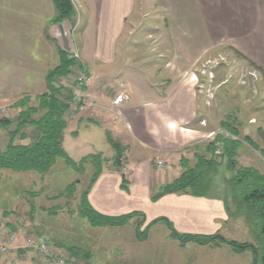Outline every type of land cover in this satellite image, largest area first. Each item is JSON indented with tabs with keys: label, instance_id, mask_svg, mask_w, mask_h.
<instances>
[{
	"label": "crops",
	"instance_id": "crops-1",
	"mask_svg": "<svg viewBox=\"0 0 264 264\" xmlns=\"http://www.w3.org/2000/svg\"><path fill=\"white\" fill-rule=\"evenodd\" d=\"M72 2L77 17L73 40L79 61L89 73L86 94L95 105L73 118L70 111L66 114L63 147L75 161L98 153L113 159L115 150L108 142L107 131L125 147L123 173L127 188L122 187L121 171L113 166L104 168L90 190V204L105 215L140 211L146 224L165 217L181 233H217L233 219L224 206L230 198L228 181L232 176L226 163L218 166L206 196L168 193L155 201L152 196L182 174V158L195 165V153L210 141L206 134L212 129L201 124L206 119L201 116L206 107L200 106L192 80L185 77L198 59L228 48L264 69V0H157L161 16L153 17L151 22L156 28H149L160 34L156 58L140 54V30L151 23L143 19L144 0ZM56 13L52 0H0V108L47 91V75L61 63L59 40H66L63 23H54ZM180 16L187 22L196 19L202 27V40L193 42L189 49L175 28ZM54 83L66 87L70 82L67 76L58 75ZM120 93L128 99L115 104ZM95 128L104 133L107 144L101 143L102 136L95 135L100 133ZM26 138L15 142L30 143ZM159 159L164 167L158 166ZM224 166L231 175L222 179L217 174ZM35 175L33 171L0 170V244L15 224L19 214L16 209L27 212L31 207L25 194L29 177ZM133 223L108 227L122 229L119 240L129 241L132 246L123 249L130 264L178 263L181 243L172 239L168 230L158 236L153 227L147 240L138 241ZM123 227H129L127 235ZM17 243L11 244L10 253H0V264H46L36 260L32 249L16 251ZM192 246L197 251L212 249L211 245Z\"/></svg>",
	"mask_w": 264,
	"mask_h": 264
},
{
	"label": "rangeland",
	"instance_id": "rangeland-1",
	"mask_svg": "<svg viewBox=\"0 0 264 264\" xmlns=\"http://www.w3.org/2000/svg\"><path fill=\"white\" fill-rule=\"evenodd\" d=\"M156 2L157 0H144V9L142 8L144 11L143 19L147 22L154 20L153 17L161 16L160 9L156 7ZM147 13L148 15H146ZM179 22L180 24L178 26L176 25L175 28L178 31L181 42L187 49L190 48L193 42L202 40L200 37L202 27L196 19L187 22L180 16ZM63 25L65 26L64 32L66 40H59V49H65L68 52V56L71 53L76 54L78 53L75 47L77 43L73 40V28L75 26L71 27L72 25L68 21L63 22ZM155 26L151 22L149 25L145 24V30L142 28L140 30V34L142 35L138 43L141 46L140 49L143 50L140 53L141 56L157 57V43L160 34L158 30L149 29H154L156 28ZM132 55L137 56V54ZM222 56L226 57V61H222ZM209 60L212 61L208 65L207 73L213 72L214 77L211 83L214 97L210 105L206 104L204 95H198V91L196 90L197 83L195 79L192 80L200 106L202 107L203 105L206 107V109L202 110L201 115L202 118L207 119H205V126L212 129V131H217L221 127L228 130L222 126V122H228L233 125L238 131L237 135H233L236 139L241 140L237 161L242 166H252L264 173V140L258 133L260 128L264 131V77L260 76L256 80L247 77L246 84L240 83V77L252 67L228 48L209 53L207 56L198 59L192 69L185 74V77L191 79V76L195 72L200 77L199 71H201L203 64ZM74 68L75 70L67 74L70 82L66 86L68 89L70 88V84L75 81L76 74L80 69L78 66H74ZM200 80L202 81L203 79L200 77ZM31 104L37 106V99L31 97ZM20 112L21 109L14 107L13 104L0 108V119L4 117L15 120L8 128H4L2 125L0 126V147L2 149L5 148L6 143L9 141L7 133L15 130L17 127V116ZM70 113H72V118L78 115L77 111H72L71 106ZM40 115L41 113L36 117H40ZM95 129L97 132H100L99 134L95 133V135L100 137L101 134L102 136L100 139L101 143L103 145L107 144L104 133L98 128ZM23 133L25 137L17 138L21 140V138L25 139L29 137L26 139L32 141L38 131L33 126H26L23 129ZM108 134H111V132L107 131ZM86 135L88 136V133ZM76 157L78 160L81 158V156ZM103 157L106 158V162L103 165L104 168H110L112 166L116 168L113 163L114 158L108 159L105 156ZM58 162L54 166L55 169L53 168L54 170L49 172L50 174L41 175L37 173L38 175L29 177L28 192L25 194V197H27L26 201L29 206L31 204L29 210L33 211L28 212V210L26 212L25 210L23 211L24 208L16 209L19 213L18 217L15 224L13 223V226L7 230L5 240L14 234L15 240L13 244L17 246V242H19L16 251L24 253L26 250L32 249L37 258L35 259L38 262H46V264H49V254L56 255L60 260H64V264H127V261L130 264L129 258L127 260V257L123 256V251L129 250L132 246L129 241L119 240V233L122 229L108 228H119L120 226H93L88 218L80 213L79 205L82 194L87 189L91 176L94 173L92 163H86L84 173L82 174L68 167L63 159H60ZM119 171L122 173L125 172V166L123 165V168ZM219 171L220 173L217 175L221 176L222 179L224 176L231 175V172L225 166L219 168ZM39 175L42 176L41 180ZM208 176L210 183H212L215 175L212 172ZM76 180H80V182L75 183V192H70L67 187ZM229 197L225 201L224 206L228 217L233 219L228 223H224L218 233L230 240L258 244L259 229L249 218V213L243 210L244 206L242 201L233 194L232 190ZM9 209L7 214L10 211ZM132 220H134L133 226L135 231L136 222L141 220V217ZM153 227L155 234H159L158 236L165 234L166 230L170 234V230L163 222H157L151 228ZM123 230H125L124 235H127L129 227H123ZM20 235L23 239H19ZM29 238L34 240V244H46V251L43 253V256L38 253L36 248L28 246L27 239ZM114 238L115 240H113ZM192 244L194 243H190L189 247H186L187 244H180L177 264H253V254L249 250L239 253L235 250L231 251V248H233L231 245L224 244L225 247L222 245H220L222 247L211 245L213 249L211 251L209 248H198L199 251H197L196 247L192 246ZM112 252H114L115 256H112ZM235 254L237 255L235 256ZM125 259L127 260L126 263L124 262Z\"/></svg>",
	"mask_w": 264,
	"mask_h": 264
},
{
	"label": "trees",
	"instance_id": "trees-1",
	"mask_svg": "<svg viewBox=\"0 0 264 264\" xmlns=\"http://www.w3.org/2000/svg\"><path fill=\"white\" fill-rule=\"evenodd\" d=\"M56 7V18L54 23L70 22L72 27L76 23V9L72 0H52ZM237 56L246 60L251 67L258 69L264 77V69L249 60L242 53L232 50ZM61 63L52 69L47 75V91L36 97L38 105L31 104V96H24L16 101L13 106L21 109L17 116V127L8 132L9 141L4 149L0 147V170L9 169L18 172H36L41 175L48 174L60 159L65 164L78 173H84L87 162H91L94 173L87 189L83 192L80 213L88 218L93 226H123L134 218H140L135 225V234L139 241L147 240L150 228L157 222H163L170 230L172 238L182 245L195 243L198 245L220 246L223 243L229 244L236 252L243 253L247 250L253 254V264H264V173L252 166H242L237 161L238 149L241 140L232 138L217 137L222 141L224 150L222 154L216 153L215 142L211 141L202 146L200 152L195 153L196 163L190 165L187 158H182V174L173 181L165 184L156 193L152 200H158L168 193H188L195 196H206L211 183L208 174H213L218 166L226 163L227 168L232 172L228 183L233 194L238 197L244 206V211L249 213V218L259 229L258 244L249 242H238L224 237L220 233L214 234H190L179 232L174 224L165 217L157 218L146 224L145 215L140 211H132L121 215H105L98 212L89 201L90 190L104 170L106 158L101 153L89 154L79 161L72 159L63 147V134L67 127L66 114L70 111L71 91L63 86H57L54 79L58 75L67 76L72 67L78 66L81 70L86 67L76 58L68 56L65 49L60 48ZM87 72V70H86ZM41 113L40 117H36ZM15 120L1 118L0 125L4 128L11 126ZM26 126H33L37 129L36 137L28 144L16 143L17 137H25L23 129ZM222 126L227 128L232 134L237 135L238 131L228 122H222ZM264 140V131H258ZM108 142L115 150L113 159L117 169L123 168L124 151L122 144L114 139L111 134L107 135ZM123 174L122 187L127 188L128 181ZM80 180L72 182L67 189L75 192L76 184ZM145 226V227H144Z\"/></svg>",
	"mask_w": 264,
	"mask_h": 264
},
{
	"label": "built area",
	"instance_id": "built-area-1",
	"mask_svg": "<svg viewBox=\"0 0 264 264\" xmlns=\"http://www.w3.org/2000/svg\"><path fill=\"white\" fill-rule=\"evenodd\" d=\"M70 57L72 58H76L79 60V56L78 53H71ZM222 61H226V57H221ZM212 60L207 61L206 63L203 64L201 71H199L200 73V77L203 79L202 81L198 75V73H193V76H191V80L195 79L196 84V90L198 91V95H204L205 99H206V104L210 105L212 102V99L214 97V92L211 89V83L213 81V72L212 73H207V68L208 65L211 63ZM75 70L74 67H72L73 71ZM260 76H262V73L252 67L249 68L246 73L240 77V83L242 84H246L247 83V77L252 78V79H259ZM88 73L86 72V70H81L79 69L78 73L76 74V78L75 81L70 84V91H71V101H70V106L72 111H77V112H83L86 110H89L90 108L94 107L95 102L88 96V94H86L85 91V87L86 84L88 82ZM204 81H206V83H204ZM210 82V83H209ZM209 83V85L207 86V84ZM126 99H128V96L126 94L120 93L119 95H117L114 99V103L115 104H120L122 102H124ZM202 125H206V121L203 119L201 121ZM217 137H223V138H232V139H236V137L229 132L228 130L224 129V128H219L217 131H211L209 133L206 134V138L211 141L215 142V146H216V153L217 154H222L223 150H224V145L222 141L216 140ZM157 164L159 167H164L165 163L162 160H158ZM15 235L12 234L10 235V237L7 238V240H5L4 243L0 244V252L2 253H9L11 251V244L14 242L15 240ZM28 242V246H32L34 248L37 249L38 253L40 255L43 256V253H45L46 251V244H34V240L32 238L27 239ZM31 243V244H30ZM49 264H64V260H60L56 255L53 254H49Z\"/></svg>",
	"mask_w": 264,
	"mask_h": 264
},
{
	"label": "water",
	"instance_id": "water-1",
	"mask_svg": "<svg viewBox=\"0 0 264 264\" xmlns=\"http://www.w3.org/2000/svg\"><path fill=\"white\" fill-rule=\"evenodd\" d=\"M66 49H67V45H66Z\"/></svg>",
	"mask_w": 264,
	"mask_h": 264
}]
</instances>
